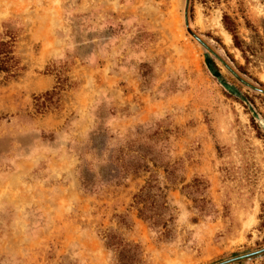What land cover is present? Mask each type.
Returning <instances> with one entry per match:
<instances>
[{
  "label": "rangeland",
  "instance_id": "obj_1",
  "mask_svg": "<svg viewBox=\"0 0 264 264\" xmlns=\"http://www.w3.org/2000/svg\"><path fill=\"white\" fill-rule=\"evenodd\" d=\"M0 38V264H264V0H0Z\"/></svg>",
  "mask_w": 264,
  "mask_h": 264
},
{
  "label": "trees",
  "instance_id": "obj_2",
  "mask_svg": "<svg viewBox=\"0 0 264 264\" xmlns=\"http://www.w3.org/2000/svg\"><path fill=\"white\" fill-rule=\"evenodd\" d=\"M226 18L222 16L223 22ZM231 33L233 44L239 47L240 43L234 31L225 25ZM11 40L0 38V73L2 79L13 77L15 75L16 61L12 55ZM55 91L45 92L44 96H50ZM194 181V180H193ZM85 181L81 178V184ZM133 203L136 206L137 216L149 222L150 226L156 228L160 235L166 237L168 234L167 223L170 216L166 217L165 212L168 209L163 191L153 182L147 181L145 185L133 195ZM103 243L106 248L114 251L116 264H135L138 260L139 251L136 244H131L123 240L119 235L113 232H106L103 235Z\"/></svg>",
  "mask_w": 264,
  "mask_h": 264
},
{
  "label": "water",
  "instance_id": "obj_3",
  "mask_svg": "<svg viewBox=\"0 0 264 264\" xmlns=\"http://www.w3.org/2000/svg\"><path fill=\"white\" fill-rule=\"evenodd\" d=\"M263 250H264V248H262V249H260V250H257V251H255V252H251V253H249V254H246L245 256H252V255H255V254H257V253L262 252Z\"/></svg>",
  "mask_w": 264,
  "mask_h": 264
},
{
  "label": "bare ground",
  "instance_id": "obj_4",
  "mask_svg": "<svg viewBox=\"0 0 264 264\" xmlns=\"http://www.w3.org/2000/svg\"><path fill=\"white\" fill-rule=\"evenodd\" d=\"M219 25V24H218ZM220 29H221V27H220Z\"/></svg>",
  "mask_w": 264,
  "mask_h": 264
}]
</instances>
